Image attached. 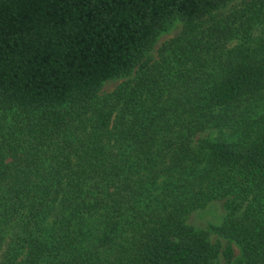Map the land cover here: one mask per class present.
<instances>
[{
    "label": "trees",
    "instance_id": "1",
    "mask_svg": "<svg viewBox=\"0 0 264 264\" xmlns=\"http://www.w3.org/2000/svg\"><path fill=\"white\" fill-rule=\"evenodd\" d=\"M234 1L0 0V264H264V0ZM214 201L225 247L187 224Z\"/></svg>",
    "mask_w": 264,
    "mask_h": 264
},
{
    "label": "rangeland",
    "instance_id": "2",
    "mask_svg": "<svg viewBox=\"0 0 264 264\" xmlns=\"http://www.w3.org/2000/svg\"><path fill=\"white\" fill-rule=\"evenodd\" d=\"M246 1L247 0H235L232 4H230V6L223 9L219 14L226 16L233 12H236L239 9L244 8ZM182 28L183 23L179 20H174L166 24L163 31L158 37L154 49L148 54V57L152 60L157 59L159 50L162 48V46L171 41L172 39L176 38L182 32ZM255 33L256 35H258L259 29H257ZM232 45H235V43L233 42ZM136 71L137 68L134 69L128 76L112 79L105 82L102 86L100 94L105 95L113 92L123 82L133 79L136 74ZM228 135V129H224L221 132L218 130H209L202 134V138L213 142H222L224 140L228 141V139H230L228 138ZM227 214L228 211L226 209L225 202L214 201L205 208L194 211L188 217L187 224L191 226L196 233L205 236L212 244L220 243L222 247H225L227 245V240L220 238L219 235L215 233L214 229L223 224L227 217ZM234 247L236 257L239 258L241 256L240 248L236 245H234ZM218 264L226 263L221 257Z\"/></svg>",
    "mask_w": 264,
    "mask_h": 264
}]
</instances>
